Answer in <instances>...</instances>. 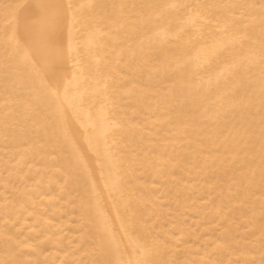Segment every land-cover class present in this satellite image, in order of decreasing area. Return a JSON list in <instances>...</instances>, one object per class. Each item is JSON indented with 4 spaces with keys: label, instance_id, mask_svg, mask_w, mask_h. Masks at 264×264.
Here are the masks:
<instances>
[{
    "label": "bare ground",
    "instance_id": "bare-ground-1",
    "mask_svg": "<svg viewBox=\"0 0 264 264\" xmlns=\"http://www.w3.org/2000/svg\"><path fill=\"white\" fill-rule=\"evenodd\" d=\"M41 2L0 0L28 6L20 15L25 36L24 28L35 23V5ZM62 2L256 7L202 9L211 23L200 32L188 28L182 14L171 12L142 42L128 39L120 13L88 26L66 15L61 25L66 55L72 47L66 70L70 78L73 65L78 66L85 106L78 114L66 106L67 137L55 142L36 117L42 105L39 76L17 81L6 93L0 63V259L5 258L6 235L19 233L28 238L20 259L99 264L108 258L98 244V237L108 234L101 232L105 226L127 242L114 206L119 187L135 212L136 229L168 241L164 258L180 264H261L264 188L259 144L257 175L251 180L246 178L247 166L240 167L246 154L243 144L235 134L228 135L249 119L248 101L243 90L229 98L231 104L216 99L218 78L239 47L217 43L221 37L227 43V34L217 28L256 33L252 39L258 52L261 0ZM29 56L39 60L31 48L21 50L17 60ZM165 68L170 71H160ZM44 71L42 62L37 63V72ZM255 71L258 75V63ZM6 123L10 129L16 126L7 139ZM105 140L114 143V157L104 155ZM118 177L123 178L119 183ZM84 199L87 213L81 207ZM6 220L11 228L7 234ZM37 246L38 253L33 251Z\"/></svg>",
    "mask_w": 264,
    "mask_h": 264
},
{
    "label": "snow or ice",
    "instance_id": "snow-or-ice-1",
    "mask_svg": "<svg viewBox=\"0 0 264 264\" xmlns=\"http://www.w3.org/2000/svg\"><path fill=\"white\" fill-rule=\"evenodd\" d=\"M28 6L20 3H0V63L4 67V90L7 93L10 87H14L21 79H31L33 74L39 76L37 91L42 96V105L36 112V117L42 121L44 133L53 142L61 137L66 139V106L71 107L78 114L84 110L85 93L80 90L81 82L78 66L73 65V73L69 78L67 74V60L72 58V47L69 46L67 55L62 46V22L66 15H70L73 22L84 26L91 25L99 19L112 20L115 13H120V19L126 24L130 35L128 39L147 38L159 23L163 22L168 13L176 12L184 16V24L193 31L200 32L205 24L211 23L207 13L214 9L231 12L235 9H251L255 5H204L190 3H132V4H108V3H63L62 0H42L35 5L36 20L33 25L24 28L27 35H21L20 15ZM259 50L255 48L256 41L252 39L256 33L248 34L246 29H237L235 33H227V26L217 28L218 32L227 34V43L224 37L217 43L224 47H238V52L233 63L226 65L222 77L218 78V101H229L240 90L244 91L248 101L247 116L249 119L239 128H232L228 135L235 134L239 137L238 143L243 144L245 151L244 162L240 167L247 166L246 178L255 180L257 168L255 167L257 156V142L259 144V176L260 186L264 188V0H261ZM241 15H244L241 12ZM247 45V47H245ZM34 49V54L39 60L31 56L24 61L17 60V54L21 50ZM44 66V73L37 72V63ZM259 64V73L255 71ZM160 71L169 72L165 68ZM175 71V70H171ZM222 79V84H221ZM7 106V105H6ZM258 117V119H257ZM7 120V114H6ZM258 125V128H257ZM15 125L6 123L4 128L5 139L11 132L14 134ZM24 131V129H21ZM90 146L91 142H90ZM114 143L104 141V155L111 158L116 155L113 151ZM118 177L117 183L122 180ZM117 202L114 205L117 217L122 219L124 239H117L116 235L105 226L101 232L108 234L98 237V244L104 250L107 259L99 264H180L171 258H164L168 253L163 251L167 248L168 241L159 235L144 233L136 229L135 212L128 200L122 199L124 190L117 188ZM84 213H87L88 202L84 199L81 204ZM4 214L7 217L8 208L5 206ZM264 221V208L261 210ZM252 223V221H249ZM4 232L10 233L7 220L3 225ZM260 231L264 234V222L261 223ZM27 237H21L19 233L6 235L4 240L5 258L0 259V264H47V261L24 260L18 257L25 255L23 249L27 245ZM261 244L264 245V235ZM39 252V246L33 249ZM136 257L135 259L124 257ZM159 257V258H157ZM261 264H264L262 258Z\"/></svg>",
    "mask_w": 264,
    "mask_h": 264
}]
</instances>
